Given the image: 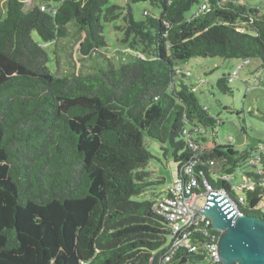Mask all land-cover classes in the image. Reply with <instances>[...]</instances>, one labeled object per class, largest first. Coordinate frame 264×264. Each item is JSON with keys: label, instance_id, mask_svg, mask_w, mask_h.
<instances>
[{"label": "trees", "instance_id": "16d2710c", "mask_svg": "<svg viewBox=\"0 0 264 264\" xmlns=\"http://www.w3.org/2000/svg\"><path fill=\"white\" fill-rule=\"evenodd\" d=\"M109 1L39 0L25 10L23 0H0V264H159L170 224L153 208L164 194L143 196L163 182L148 177L145 137L172 149L174 180L189 179L182 168L192 161V176L214 189L228 188L217 175L243 173L254 188L244 189L239 210L264 219V168L248 162L250 151L207 136L219 120L180 68L219 56L264 70V14L234 0H206L210 11L202 2L189 18L199 0ZM139 1L158 12L144 8L136 20L130 3ZM119 15L117 62L93 59L92 72L69 76L48 68L39 40L62 43L72 28L79 53L91 58L107 45L104 23ZM237 75L211 87L232 94ZM201 258L179 251L162 264Z\"/></svg>", "mask_w": 264, "mask_h": 264}, {"label": "rangeland", "instance_id": "374dc122", "mask_svg": "<svg viewBox=\"0 0 264 264\" xmlns=\"http://www.w3.org/2000/svg\"><path fill=\"white\" fill-rule=\"evenodd\" d=\"M23 1L25 10H29L32 7L31 4H36L39 0ZM204 1L206 0H199V3L194 4L185 13L186 18H189L198 10L200 4ZM234 1L256 6L260 13L264 14V0ZM109 3H116L124 7L127 5L126 0H110ZM130 6L136 20L142 18L144 8L154 13L158 12V9L148 1L130 3ZM2 11H4V7ZM2 14L3 12L0 17ZM122 23V15L104 23L103 35L107 45L91 58L82 56L79 53L75 40L76 34L72 32V28H69L72 33L69 39L58 44L42 42L35 31L32 32V37L39 40L40 44L49 53L47 66L52 72L63 76H69L71 70L78 73H90L94 70L95 61L98 64H103L104 59L108 58L113 62H117L115 61L114 50L121 48L123 32L117 30L115 26ZM68 55L71 56L72 61ZM240 64L241 60L235 58L219 56L193 57L182 63L180 68L190 72L187 79L194 87L196 98L202 105L206 106L211 115L219 120L214 129L207 130V136L209 138L216 136L218 142L230 144L238 151H250L251 154L264 153V143H261L264 142V115L261 114V112L264 113V70L258 69L255 71L257 67L255 63H248V65L238 69ZM249 68L254 69V72L248 73ZM236 69H238V75L229 83L233 88L232 94H223L216 88L211 87L210 83L217 77L222 74H232ZM247 87H249V90H247ZM229 137H231L230 140H228ZM144 143L152 154V158L147 164V168L150 169L148 177L151 180L162 178L163 182L157 184L156 189L144 192L143 196L151 197L152 192L160 196L173 183L176 175V163L172 157V149L168 145H163L148 137L144 138ZM164 147H167V150ZM245 179L246 176L238 170L231 176L232 183H239ZM204 201L205 196H200L197 199V204L203 205ZM261 208L264 209L263 206ZM169 239L168 236L167 240L169 241Z\"/></svg>", "mask_w": 264, "mask_h": 264}, {"label": "built area", "instance_id": "2783aa9c", "mask_svg": "<svg viewBox=\"0 0 264 264\" xmlns=\"http://www.w3.org/2000/svg\"><path fill=\"white\" fill-rule=\"evenodd\" d=\"M200 8L201 10L210 11V6L206 1L201 4ZM40 9L42 11L52 10L53 13L55 12L53 7H48L45 4H41ZM247 63L248 61L245 60L238 68ZM233 74L237 75V69ZM183 133H187L186 128L183 129ZM230 139L231 137L228 140ZM189 146L195 149L197 144L190 141ZM193 162L185 164L182 168L189 175V179L186 181L174 180L165 190L164 195L153 203L156 213L164 217L170 224L168 235L170 239L159 264L171 261L177 256L179 251L201 255L200 264H226L220 261L217 254L219 232L211 227L208 217L194 212L201 211L203 207V205L197 204V199L200 196H205L206 198L209 192H214L218 195H223L229 206L240 212L239 205L245 200L244 189L254 188V182L250 178H246L239 183H232L231 175L225 174L217 175L215 178H221L228 182V188L214 189L205 177L199 182L192 176ZM248 162L256 165V170L259 174L263 173L264 159H262L261 152L251 154ZM261 180L264 185V178ZM186 262L193 264L189 260H186Z\"/></svg>", "mask_w": 264, "mask_h": 264}, {"label": "water", "instance_id": "95a60500", "mask_svg": "<svg viewBox=\"0 0 264 264\" xmlns=\"http://www.w3.org/2000/svg\"><path fill=\"white\" fill-rule=\"evenodd\" d=\"M200 213L219 232L217 254L226 264H264V219L240 213L223 195L209 192Z\"/></svg>", "mask_w": 264, "mask_h": 264}]
</instances>
